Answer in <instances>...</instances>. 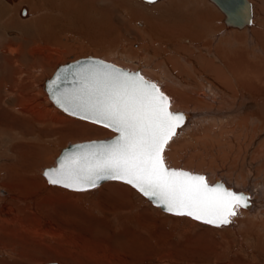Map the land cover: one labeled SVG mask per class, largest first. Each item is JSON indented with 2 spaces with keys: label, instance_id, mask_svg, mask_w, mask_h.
<instances>
[{
  "label": "rangeland",
  "instance_id": "obj_1",
  "mask_svg": "<svg viewBox=\"0 0 264 264\" xmlns=\"http://www.w3.org/2000/svg\"><path fill=\"white\" fill-rule=\"evenodd\" d=\"M175 1L176 2L173 5H175L176 7L172 10H168L166 7H164L165 11H163L164 8H162L161 10L153 12L151 9L145 8L143 4L146 3L142 2L141 0H15L13 1V3L8 2L7 0H0V16L2 17L1 12H6V14L8 13L5 18L2 17V19L0 17V50L10 48V50L14 51V54H3L0 51V191L6 190L5 192L11 193L20 198L21 195L16 190L18 186H24L25 189L23 190H34L36 187L40 188L44 184L45 187L43 188L44 190L42 191V194L37 195L35 197L32 196L33 200L27 202L31 208V212L36 213L40 212L39 208L37 207V203L39 204V202L44 198L49 199L48 195L50 192H52V190L49 189L50 187L57 190H61V195H56L53 199H56V202H59V204L57 203L58 205H65V208H68L69 210L63 211L62 209H59L56 215L52 213V208H49V205L47 204L43 211L45 213L49 211L51 215L58 218L61 216L60 218L68 220V225L71 226L83 225L84 220L78 218L79 213L83 214L84 216H87V218L90 219H106L108 221H105L106 223H108L106 225H109V228L115 231L116 234L112 232L115 235L113 236V238L108 228L107 230H104L103 234L101 235H104V239L109 240V244L113 246V249H120L121 254L119 253V256H131L133 262H129L130 264H178L174 263L176 261L180 264H264V220L261 221L262 225H260L258 229L250 222V226L249 224L246 225V232L248 231V227L250 229L249 235L247 233H244V235L242 234L240 235V237H238L235 232L232 233L227 232V230L214 228L212 226L200 223L190 218H187L188 220H190L188 221L185 218H181V216L173 217L168 215L167 213L164 214V212L162 213V211H160L159 209H155L156 207H154L152 204H149V202L146 201L147 199L144 196H142L132 186L126 183L111 181L110 183H108V187L111 186L110 190L106 192L102 191V189L105 188V185L96 189L84 191V193L76 191L74 192L62 187L51 186L48 180L45 178L44 173H42L44 169L48 167L47 164H49V167L52 166L53 163L56 162V159L60 156L61 151L69 145L75 144L78 141H80L78 143H82L91 139H106L113 137L116 134L113 130L105 128L103 125L95 123L93 124V122L90 121L85 122L79 119L71 118L67 116L66 113L60 112L58 109L57 112L54 111L52 103L47 98V94L42 87L44 81L53 76L59 64H64L69 61H75L81 57H100L107 61L116 62L121 66H125V64L131 66L130 63L122 61V57L127 58V60H137L139 62H142V64L146 65L147 67L149 65H155L158 62H162L160 61L162 59L164 61L170 62L169 53L171 48L173 47L171 43H168L169 45L167 48H164V46L160 44L159 47L161 48L159 50H154L151 47L148 48L146 42L142 41L141 35L144 33L143 26L147 22L145 18L141 19V17H158L159 19L160 16H163L168 19L170 26H184L183 30H187L190 29L191 25L195 28L192 27L190 30L193 29L192 31L198 32V28H200V26L196 23V21H198L197 11H193L192 13L191 10H195V8L197 7V2L199 3L200 0H192L196 1L195 3H189V1L191 0ZM250 1L254 6L255 12L254 27H256L255 29L257 30H260L259 36L261 38L257 39L259 43H257V40H254V47L251 48V46L248 45V62H256L260 58V56H262V52L258 54L259 52L257 53L256 50L262 48V45L264 46V0ZM183 4H187L186 6L184 5L186 8L182 6ZM24 7L30 11V18L28 17V15L25 16L22 14V10ZM199 7L200 10L210 9V6L206 2V0L200 1ZM217 11L218 12L215 13L216 18L220 16V21L218 19L217 21H215V26L218 28L217 31L222 32V34L224 35L234 34L232 31H227V28L223 23V14H221L219 10ZM38 13L40 16L38 15L39 18L35 19L34 14ZM121 16L122 18H120ZM7 17L11 19V22L10 25L6 27L4 26V21ZM193 21L195 23H193ZM139 23L142 26H140ZM239 32L240 31H238L237 33ZM62 33H64L63 36H61ZM239 34L243 33L240 32ZM207 38L210 41L213 40V36H207ZM23 41H25V43ZM46 41L49 43L52 42V44L54 42V47L58 49L60 48L61 54H59V56L58 54H54L53 57L56 59L53 58L51 59V61H49L48 67H46L47 69L42 67L40 69V59L31 58L28 53V50H30L29 48H31L32 45L36 42L40 43ZM89 41L91 43H89ZM194 41L198 40L194 39ZM22 43L25 45L23 46ZM180 43L182 44V46L185 45L187 49L192 50L191 45L186 44L187 42ZM12 44L14 49L12 48ZM82 46L85 47L83 48ZM252 49H254L255 55H253ZM190 50L184 53L187 58L191 57V55L189 54ZM164 51L168 52V54L164 53ZM17 52L24 53H22L18 65L15 64V61L17 60L15 58L17 57ZM195 53L196 54L193 55L192 61L201 64L200 58H202V54L206 55L207 53L202 52V54H198L197 51H195ZM256 53L258 54V57L256 56ZM4 55H6V57L8 58H4ZM60 58H62V60ZM118 58L120 59L119 61ZM34 59L37 60L35 61ZM21 66L23 69H25V71H29L30 73H24L21 75L19 74V76H15V73ZM175 71H173L172 73H175L177 75L174 74L175 78H172V80L177 81L181 78V76L183 79H189L188 76L185 74L184 70ZM253 71L255 74L264 73V66L254 69ZM16 80L18 81V83H21L19 84V86H21L23 90H21L20 87H14L12 89L13 84ZM25 80L26 82H24ZM35 80H37V82ZM195 80L197 79H194L190 82L195 85H198ZM160 81L162 83L163 88H170L169 85L164 83V80L160 79ZM205 85L206 84L203 83V86ZM248 85L252 86L253 84L248 83ZM199 86L201 87L200 82ZM7 88L13 90V93H9L7 91ZM174 89L180 91H188L185 88H179L175 86ZM19 90L25 91L26 95H38L37 97L41 98L40 101L43 107H46L47 109L52 111V114L56 115L55 117L61 118L62 120H59V123H62L63 126H59V123L58 125L51 124L50 126H48L44 122V124L37 123L36 126H34L35 130L38 128H49V131L43 133V136L39 135L38 132V135L34 133L32 135H27L23 138H19V134L16 133L18 131L16 130L15 132L12 131L13 133L7 132V135L5 134V132H1L6 130L5 125L7 126L6 128L9 127V122L13 125V121L11 120L13 117L20 118L22 115H20L19 112V115L17 114V110L14 106L8 105L10 101H14L13 99H16V93L20 92ZM41 91H44L46 98L43 96L44 94ZM40 92L43 95L40 94ZM42 96L45 98L44 101ZM12 97L14 98L12 99ZM260 99H251V97L250 99H248V114H258V118L261 121L264 119V113L258 111L257 106L262 105L260 103ZM26 106L23 105V107ZM249 106L254 107L251 108ZM32 108H35L34 110H36L37 106H30L29 109L32 111ZM8 109L12 111H9ZM24 109H27V107ZM13 114L15 116H13ZM254 115H252V117H257ZM45 120L47 122H50L51 118H46ZM2 121H4V123L6 122L4 126L2 124ZM70 121H77L82 126L69 123ZM251 121L252 120H248V127L251 128V124L253 123L255 125H253V129H256V132H252V130H250V132L248 131V149L243 150L242 152H240V154L237 153V156H234V162L230 158L226 161V163H224L225 159L223 154L211 153V156L209 155L207 158L205 157L202 163H206V168L210 165L209 163L214 160L215 161L213 162V164L216 167H220L222 163L221 167H224L225 174L230 171L233 172V178L231 177L233 182H235L236 179L239 180L238 185H240V182H242L243 185L241 184V190L246 187H251L252 190H249L251 194V199H256L255 195L258 194V198L256 200L263 199L264 202V146H262L264 145V125H260V123L256 124L258 122ZM83 125L85 127H88V129L85 128ZM88 125L93 127H90ZM218 125V122L213 123V127L215 129L218 128ZM194 126L195 125H192L193 129ZM14 133H16L17 135ZM185 133L195 134L196 130L194 129L192 131L190 127L189 130L185 131ZM256 133H258V135H255ZM12 134L14 135L12 136ZM49 135H51L52 137H50ZM57 136L59 139L57 138ZM181 139L183 140L182 146H184L185 148L181 146L180 153L185 161L180 160L176 162V164L178 165V167L185 169L188 166V164H186V158L190 156V152L192 149L191 146H193L195 142L191 139V137H186L185 135ZM74 141L76 142L74 143ZM32 142H34V147L32 146V144H30ZM35 143L38 144L36 145ZM18 145L19 147H17ZM20 146H22L21 149ZM40 146H42L43 148H41ZM14 147L17 148L14 149ZM58 148L61 150H59ZM165 153L166 151L164 152V156ZM171 153L172 152L167 151L165 160L168 162V165L175 166L173 165L175 162L168 157V154ZM37 155L40 159L38 157L36 158ZM193 159L196 158L194 157ZM216 160H219V162H216ZM230 160L232 161L231 164ZM37 163H43V165L40 166L42 167L41 170H43L41 173V170L39 172L35 171L34 173L32 172L31 168L30 170L28 169V167H31ZM45 165L46 167L43 168ZM27 169L29 170V173H25ZM26 178L30 180L31 184L29 181H27ZM240 178L242 179L240 180ZM38 179L42 180L39 181ZM35 181H37V183ZM119 185L127 187L125 189L128 190H120L122 193H120V191L116 189H114L116 190L114 191L113 188ZM255 186H258L262 191H258L257 193L255 191ZM64 197H68L67 200H65L66 198ZM14 204H21L23 207H27L25 202L17 203L15 201ZM72 208L77 209L75 211V209L73 210ZM262 209L264 210V208ZM243 210L248 211V209ZM263 210L261 211L262 213H264ZM116 212L119 214V216H117L118 214ZM27 213L26 217H28V215H31L29 211ZM3 218L8 219L9 217L3 216ZM79 223L81 224L79 225ZM50 225L51 224H46L45 226L50 227ZM101 229L102 228H98V230ZM253 230H255L256 232L255 237L252 236L254 233H252L251 235V232ZM106 234L108 237L106 236ZM94 237L98 238L97 235L95 236V234ZM46 239L51 240L50 237H47ZM12 243L17 242L13 240ZM10 247L12 251L22 250V248H20V245L18 244L13 245L10 243ZM37 248L29 250L31 251V255L34 253L33 256H35L36 254V256L40 257L43 260L46 256L45 258H54V260L58 261V259L56 258H58L59 256L48 255L43 251V248H39V250ZM9 254L10 253H5L0 250V262L5 261L7 263H10L11 258L9 257ZM50 259H48V261H51ZM45 262H47V259H45V261H43L41 264H45ZM129 263L126 262V264Z\"/></svg>",
  "mask_w": 264,
  "mask_h": 264
},
{
  "label": "bare ground",
  "instance_id": "obj_2",
  "mask_svg": "<svg viewBox=\"0 0 264 264\" xmlns=\"http://www.w3.org/2000/svg\"><path fill=\"white\" fill-rule=\"evenodd\" d=\"M7 1L10 3H13V1H15V0H7ZM141 1L146 3V4H143V6L145 8L151 9L153 12L161 10L164 7H166L168 10H172L173 8L176 7L175 5H173L176 2L175 0H158L154 3H149V2H146L143 0H141ZM200 1H204V0H200ZM200 1H199V3L197 2V4H196L197 7L195 8V10H191L192 13H193V11H197V15H198L197 20L198 21H196V23L201 28V30H200V28L196 27L199 30L198 32L192 31L193 29L190 30L193 27L191 25H190V29H187V30L186 29L183 30L184 26H177V27L175 25L170 26L168 19H166L163 16H160L159 19H158V17H155V18H146V16L141 17V19L145 18V20L147 22L143 26V28H144L143 32L144 33L141 35L142 41L146 42V45H148V48L151 47L154 50L155 49L159 50L161 48V47H159L160 44L163 45L164 48H167L169 45L168 43H171L173 47L171 48L170 53H169L170 54L169 55L170 62L164 61L162 59V60H160L162 62H158L155 65L152 64V65H149L147 67L146 65L142 64V62H139L137 60H135V61L127 60V58L122 57L121 58L122 61L130 63L132 66V67L128 66L127 64L124 63L125 66H122V67L129 68L131 70L139 69L142 75H144L147 79L156 82L158 84V86L160 87L161 91L170 97L171 105H172V107L170 106V108L172 111L180 110V111H185V112L189 113V118H188L186 124L182 128H180L178 130L177 134L174 135L170 139V141L168 142L169 145L167 144L168 147L166 145L165 149H164V152L166 151L165 156L167 154V151L172 152L171 154H168L169 155L168 157L171 158L172 161L175 162L173 165L178 167L176 162H178L180 160L185 161L184 158L182 157L181 153H180V151H181L180 147L182 146V143H183V140L181 138L184 135L186 137H191V139L195 143L193 146H191L192 149L190 152V156H188V157L186 156L187 157L186 158V160H187L186 164H188V166L185 169L205 173L206 178L210 183H214L216 177H221L226 182L227 185L235 187V189L238 191H242L240 189L241 186L243 185L242 182H240V185H238L239 180H237V179L235 180V182H233L232 181V178L234 175L233 172L230 171L231 173L227 172L225 174L224 173L225 172L224 167H221L222 163H221L220 167H218V166L216 167L213 164V162L215 161L214 160L211 163H209L210 165L207 166V168H206V166H205L206 163L204 164L202 162H203V159H205V157L207 158L209 155L211 156V153L223 154L224 159H225L224 163H226V161L230 158L234 162L235 161L234 156L236 157L237 153L240 154V152H242L243 150L248 149V136H249L248 131L250 132V130H252V132H256L255 131L256 129H253L254 128L253 123L251 124L252 129L248 127V120H252L251 122H258L256 124L260 123V125H264V119L260 121V119L258 118V114L257 115L252 114V115L257 116V117H252L251 114H248V101H249L248 99H250V97H251V99H253V98L254 99L255 98L256 99L261 98L262 99V101L260 99V103L262 105L257 106V107H258V111H261V113H264V73L255 74L253 71L254 69H257V68L264 66V46L262 45V48H259L258 50H256L257 53L259 52L258 54H260V52H262V56H260V58L256 62H248V55H249L248 54L249 52L247 49L248 45L251 46V48L254 47V40L256 41L257 39L261 38L259 36L260 30H257V29H255L256 27H254L255 26V24H254L255 12H254L253 4H252V6H253V19H252L253 23H252V25H249V26L247 25L245 27L238 28V27H228L226 25V23L224 22L225 14L218 7L217 4H215L211 0H206L208 5L210 6L209 7L210 9L209 10H202V9L200 10L199 9L200 8L199 7ZM195 2L196 1H192V0L189 1V3H195ZM204 4H205V2H204ZM184 5L186 6L187 4H183L182 6H184ZM6 8H7V6H6ZM56 8H58V7H56ZM199 10H200V12H199ZM217 10H219L220 13L223 14V23L226 26L227 31H232L234 34L224 35V34H222V32L217 31L218 28L215 26V23H216L215 21H217V19L220 21V16H218L216 18L215 13L218 12ZM2 11H4V10H2ZM43 11H44V9H43ZM61 11H62V9H61ZM163 11H165V8L163 9ZM3 13L1 12V15L3 18H5L8 13L7 14H6V12H3ZM138 14H140V13H138ZM23 15H25V16L28 15V17L30 18L31 14H30V11L27 9L26 14H23ZM38 15H39V13L34 14L35 19L39 18L40 15L39 16ZM120 18H122V16ZM41 19H43V18H41ZM24 21H26V20H24ZM10 22H11V19L7 17L6 20L4 21V26H6V27L9 26ZM124 23H125V21H124ZM193 23H195V22L193 21ZM139 25L142 26L140 23H139ZM193 28H195V27H193ZM149 30H150V32H149ZM195 30H197V29H195ZM237 30L243 34H239L240 32L237 33L238 32ZM62 32H64V31H62ZM63 34L64 33H62L61 36H63ZM42 35H43V33H42ZM136 35H137V33H136ZM207 36L208 37L213 36V40L210 41L207 38ZM59 37H60V35H59ZM194 39H196L198 41H194ZM206 39H208V40H206ZM67 40H68V38H67ZM86 40H88V39H86ZM98 41H100V40H98ZM179 41L180 42H187L186 44L191 45L192 50L187 49V47L185 45L182 46V44ZM23 42L25 43V41H23ZM37 42H39V41H37ZM37 42L35 44H33L31 48H29L30 50H28L29 51L28 53H29L31 58L40 59V61H41L40 62V65H41L40 69H41V67L46 68V67H48L49 61H51V59L54 58L53 57L54 54H58V56H59V54H61V50H60V48L58 49V48L54 47V42H53V44H52V42L49 43L47 41L46 42H40V43H37ZM55 43H58V42H55ZM89 43H91V42L89 41ZM257 43H259L258 40H257ZM14 44H15V42H14ZM27 44H29V43H27ZM24 45L25 44H23V46ZM66 47H68V46H66ZM12 48H13V44H12ZM256 48H258V47H256ZM188 50H190L189 51V54L191 55L190 58H187L186 55L184 54L185 52H188ZM0 51L3 54H14V51L10 50V48L2 49ZM64 51H65V49H64ZM195 51H197L198 54H202V52L207 53L206 55L202 54V56H201L202 58L199 57L201 60V64H198V63L192 61L193 55L196 54ZM254 52H255L254 49H252L253 55H255ZM15 53H16V51H15ZM22 53L23 52H19V53L17 52V54H16L17 57H15L17 60L16 61L14 60L16 65L19 64V60L22 56ZM164 53L168 54V52H166V51H164ZM250 53H251V51H250ZM257 53H256V56L258 57ZM63 55H61V56H63ZM4 56H5L4 58H8V57H6V55H4ZM54 59H56V58H54ZM60 59L62 60V58H60ZM34 60L36 61L37 59H34ZM119 60L120 59L118 58V61ZM113 63L117 64L116 62H113ZM117 65L121 66L120 64H117ZM175 70H184L185 74L188 76L189 79H183L181 76V78L177 81L172 80V78H175L174 77L175 73L174 74L172 73ZM34 71H36V70H34ZM24 73L28 74L30 72L25 71V69H23L21 66L18 68L17 72L15 73V76H19V74L21 75ZM175 75H177V74H175ZM26 78H29V77H26ZM26 78H24V79H26ZM51 78H48V79H51ZM48 79H46L44 81V84L42 87L47 94V98L52 103L54 111L57 112V109H58L60 112L63 113L64 111L61 110L57 105H55L52 102V100L50 99V97H49V95L45 89V85H46ZM160 79L164 80V83L169 85L170 88L169 87L163 88ZM194 79H197V80H195V82H197L198 85H195L192 82H190ZM35 81L37 82V80H35ZM24 82H26V80ZM199 82H200L201 87L199 86ZM182 83L184 84V86ZM203 83H205L206 85L203 86ZM248 83H250V84L252 83L255 86L248 85ZM19 84H21V83H18V81L16 80L15 83L13 84L12 89L14 87L15 88L20 87L21 90H23L22 87L19 86ZM174 86L179 87V88H185L188 91L176 90V89H174ZM187 87H190V88H187ZM28 89H29V87H28ZM7 91L9 93H13L12 92L13 90H10L9 88H7ZM44 91L43 92L41 91V92L44 94ZM41 92H40V94H42ZM37 96L38 95H35V94L26 95L25 91L17 92L16 97H15L16 99H13L14 97H12V99L14 101H10L8 103V105L14 106L15 109L17 110V114L19 112L20 115L21 114L22 115H21V117L19 116L20 118L13 117L11 119L13 121V125L9 122L8 128H6L7 127L5 125L6 122L4 123V121H2V124H3V126L5 125L6 130L1 131V132H5V134H6L7 132H12V131L15 132V130H16V131H18L16 133L19 134V138H23V137H26L27 135H32L34 133L37 134L38 132H39L38 133L39 135L43 136L44 135L43 133L48 132L49 128H44V129L38 128L35 130L34 126H36L37 123H43L44 122L48 126H50L51 124L58 125L59 120L61 121L62 119L55 117L56 115H53L52 111H50L46 107H43V105L41 104V101H40L41 98H38ZM43 96L45 97V94ZM44 97H43V101L46 98V97L45 98ZM0 102H1V99H0ZM26 103H28V104L30 103V104L28 105ZM250 104H252V103H250ZM253 104H254V102H253ZM23 105L24 106L27 105L26 106L27 109H24L26 107H23ZM5 106H6V104H5ZM30 106H32V107L37 106L36 110L38 111V113L36 110H34L35 108H32L33 112L36 111L33 113L29 109ZM249 107L253 108L254 106H249ZM9 111H12V110H9ZM64 113H66V112H64ZM13 116H15V115L13 114ZM67 116H69L71 118L79 119V120L85 121V122L88 121V120H84V119L72 116L70 114H67ZM231 116H232V118H231ZM46 118H51L50 122L49 121L47 122L45 120ZM67 121H69V120H67ZM215 122L219 123L217 129H215L213 127V123H215ZM69 123H72V124H75L78 126H82L77 121H70ZM60 125H62V123L61 124L59 123V126ZM192 125H195L194 129L196 130V133L195 134L185 133V131L189 130L190 127H191L192 131L194 130ZM88 126H90V125H88ZM90 127H93V126H90ZM85 128L88 129V127H85ZM66 131H67V129H66ZM16 133H14V134H16ZM14 134H12V136ZM255 135H258V133H256ZM45 136H44V138H45ZM49 136L52 137L51 135H49ZM57 138H58V136H57ZM75 142L76 141H74V143ZM78 142H80V141H78ZM78 142L75 144H80ZM33 143L34 142H32L30 144H32V146H33ZM186 144H187V142H186ZM72 145H74V144H72ZM69 146H71V145H69ZM262 146H264V145H262ZM17 147H19V145ZM17 147H14V149ZM21 147L22 146H20V149H21ZM40 147L43 148L42 146H40ZM68 147H66V148H68ZM182 147H184V146H182ZM59 150H61V149H59ZM62 151H61V153H62ZM164 152H163V155H164ZM247 153H248V151H247ZM31 155H33V154H31ZM43 155H44V153H43ZM37 157H38V155L36 156V158ZM194 157L196 159H193ZM47 159H49V158H47ZM57 160H58V158L56 159V162H54L52 166L56 165ZM165 162H167V161L165 160ZM216 162H219V160L218 161L216 160ZM231 162L232 161L230 160V164H231ZM166 164L168 165V162ZM42 165H43V163H41V164L37 163L31 167H28V169L30 170V168H31L32 172H34V173H35V171L39 172L42 169V167H40ZM47 165L49 167V164H47ZM52 166H50V167H52ZM168 166H172V165H168ZM175 166H172V167H175ZM45 167H46V165L43 168H45ZM189 167H192V168H189ZM28 169L26 171L24 170L25 173H29ZM42 171L43 170H41L40 173ZM44 172H45V169L42 173H44ZM26 179H27V181L30 182V180L28 178H26ZM241 179L242 178H240V180ZM41 180H39V181H41ZM111 181L125 183V182L119 181V180H106V181L102 182L101 184H99L95 188H89V189L82 190V191L67 189V188H65V189L70 190V191H74V192L76 191V192H83L84 193V191L96 189V188H99V187H102L103 185H105V188L102 189V191L106 192V191L110 190L111 186L108 187V185H109L108 183H110ZM35 182L37 183V181H35ZM243 182H244V180H243ZM30 184H31V182H30ZM50 185L53 187H55V186L62 187L60 185H52V184H50ZM250 186H253V185H250ZM258 186H255L256 187L255 191L257 193H258V191H262ZM44 187H45V185L43 184V186H41L40 188L36 187L34 190H23V189H25L24 186H18L16 190H17V192L20 193V195H21L20 198L16 195L5 192L6 190L0 191V197H1L0 198V250L5 252V253H10L9 257L11 258V262H12V263L11 262L7 263L4 261V262H0L1 264H41L43 261H45V259H47V262H45V264H51V263H53V264H55V263L56 264H126V262L127 263L133 262L131 256H128V255H126V256L120 255L119 256L120 249H113V246L111 244H109L110 243L109 240L104 239L105 238V237H103L104 235H101V234H103L104 230H107L109 228V225H106V224H108V223H106V222H108L106 219L105 220L90 219V218H87V216H84L83 214L78 212L79 213V214L77 213L79 216L78 218L84 220L83 225H80L81 223H79L80 226H73V225L71 226V225H68V220H65L64 218H60L61 216L59 218L55 217V216L51 215L49 211H47L45 213L43 210H44L45 206H47V204L49 205V208L50 207L52 208V211H53L52 213H54L56 215H57L59 209H62L63 211L69 210L68 208H65V205H63V206L58 205L59 202H56V199H53L56 195H59V196L61 195L60 194V192H62L61 190H57V189L50 187L49 189H51L52 192H50L48 195L49 199L44 198L39 202V204L37 203V207L39 208L40 212H36V213L31 212V208L27 202L33 200L32 196L35 197L37 195H41L42 191L44 190L43 189ZM62 188H64V187H62ZM125 188H127V187L119 185V186L114 187L113 190L114 189L119 190V191L120 190H128ZM116 190H114V191H116ZM243 190L248 191L250 194L249 190H252V188L246 187ZM47 191H48V189H47ZM136 191H138V190H136ZM120 193H122V192L120 191ZM257 195H255L256 199L258 198ZM2 197H4V198H2ZM22 197H25V198H22ZM64 198H66V197H64ZM67 198L65 200H67ZM256 199H251V194H250L251 206L250 207H239L237 210V215L231 217V220L233 221V223L230 225H222V226L217 227L215 225H209V224L203 223L202 221H198V222L212 226L214 228L227 230V232H232V233L235 232L238 237H240V235H242V234L244 235V233H247L249 235L250 229L248 227V231L246 232V229H247L246 225L251 222V224L254 225L258 229V227L260 225H262L261 221L264 220L263 219L264 213L261 212L263 210L262 208H264L263 199L262 200H256ZM15 201L17 203L25 202L27 207H23L21 204L15 205L14 204ZM146 201H148L149 204H152L154 207H156L155 209H159L160 211H162V213L164 212V214L167 213L168 215L173 216V217L177 216L175 214H172V213H169V212L162 210L159 206L153 204L148 199ZM65 204H66V202H65ZM72 209L74 210L75 208H72ZM76 209H75V211H76ZM243 209H248V211L243 210ZM118 210H119V208H118ZM28 211L31 213V215H28V217H26V215L28 214L27 213ZM106 211H107V209H106ZM3 216H8L9 218L4 219ZM117 216H119V214ZM181 218L193 219V218L187 217V216H181ZM76 220H75V222H76ZM188 221H190V220H188ZM195 221H197V220H195ZM46 224H51V225H50V227H46L45 226ZM249 226H250V224H249ZM229 227H232V228H229ZM98 228H102V229L98 230ZM109 230H110V233L112 234V237L115 236L113 234V233H115V231L111 230L110 228H109ZM255 230H253L251 232V235H252V233H254L252 235L254 237L256 236ZM94 234H95V236L97 235L98 238L94 237ZM106 236H107V234H106ZM47 237H50L51 240H47L46 239ZM13 240L17 243H12ZM10 243L13 245H15V244L20 245V248H22V250L12 251L11 247H10ZM7 244H9V245H7ZM37 247L43 248V251L45 253H47L48 255H51V256L55 255V256H59L60 258L59 257L56 258V259H58V261H57V260H54V258L53 259L45 258L46 256L44 255L45 257L43 260L40 257L36 256V254H35V256H33L34 253L31 255V253H30L31 251H29V250L35 249ZM39 248H37V249L39 250ZM48 259H50L51 261H48ZM136 261H138V260H136ZM174 263L180 264L177 261Z\"/></svg>",
  "mask_w": 264,
  "mask_h": 264
},
{
  "label": "snow or ice",
  "instance_id": "obj_3",
  "mask_svg": "<svg viewBox=\"0 0 264 264\" xmlns=\"http://www.w3.org/2000/svg\"><path fill=\"white\" fill-rule=\"evenodd\" d=\"M62 83L72 87L61 88ZM53 88L65 112L118 135L109 143L78 146L82 151L59 159L44 172L50 184L82 191L104 180L123 181L166 212L217 227L231 223L238 208L248 206L242 193L166 164L165 146L184 115L170 111V98L138 72L103 61L67 67Z\"/></svg>",
  "mask_w": 264,
  "mask_h": 264
},
{
  "label": "water",
  "instance_id": "obj_4",
  "mask_svg": "<svg viewBox=\"0 0 264 264\" xmlns=\"http://www.w3.org/2000/svg\"><path fill=\"white\" fill-rule=\"evenodd\" d=\"M143 1L148 2V0H143ZM156 1H158V0H154V2H156ZM211 1L214 2L215 4H217L218 7L224 12V14H225L224 22L226 23V25L228 27H238V28H242V27H245L247 25L248 26L249 25H252V23H253V21H252V19H253V6H252V2L250 0H211ZM26 12H27V10L24 7L23 10H22V14H26ZM99 61H103V62H105L107 64L114 65L116 68L123 69V70H126L128 72H132V73L138 72L140 75H142L139 69H137V70H131L129 68H125V67L119 66V65H117V64H115V63H113L111 61H107V60H105L103 58H100V57H95V56L81 57V58H79V59H77L75 61H69V62H66L64 64H59V66L57 67V69H56L53 77L51 79H48L47 80V83L45 85V89H46V91H47L50 99L52 100V102L55 105H57L61 110H63V108H61L56 103L54 93H56V94H58V93L56 92V89L53 88V82L55 81L57 75H60V74L63 73V71H64L65 68H67V67L76 68L78 66L91 65V64H93L95 62H99ZM142 76L145 79H147L144 75H142ZM147 80H149V79H147ZM150 81H152V80H150ZM152 82H154V81H152ZM154 83H156V82H154ZM71 87H72V84L71 83H62L61 84V88H71ZM170 111H172L171 108H170ZM173 112H179V113H182L184 115L183 123L176 129V134H177L178 130L180 128H182L186 124V122H187V120L189 118V113L188 112H185V111H180V110L173 111ZM66 113L69 114L68 112H66ZM75 117H78V116H75ZM78 118H80V117H78ZM117 135L118 134L116 133L113 137H110V138H106V139H94V140H89V141L82 142L80 144L71 145V146H69L68 148H65L62 151L61 155L58 157V160H57V163H56L55 166L46 168L45 170L56 167L58 165L59 159H61L62 157L66 156V155H70V154L75 153V152L82 151V149L80 147H78V146H81V145H91L93 143H96V144L109 143ZM169 167L170 168H174V169L188 171V172H191V173H193L195 175H203L206 178V174L203 173V172L191 171V170H187V169H184V168H181V167H172V166H169ZM206 180H207V178H206ZM104 181H106V180H104ZM104 181H101L99 184H101ZM208 183H209V185H212V186H215V185H223L225 188H228L231 191H234V192H237V193H242L247 198V204H248L247 207H250L251 206L250 194H249L248 191H244V190L238 191V190H236L233 186L227 185L226 182L221 177H216L214 183H210L209 181H208ZM232 223H233V221L231 220V223H229L227 225H230ZM51 264H53V263H51Z\"/></svg>",
  "mask_w": 264,
  "mask_h": 264
}]
</instances>
